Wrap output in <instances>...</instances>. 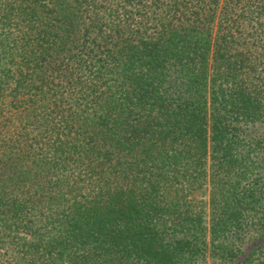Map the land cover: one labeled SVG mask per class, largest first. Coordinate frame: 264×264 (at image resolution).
Instances as JSON below:
<instances>
[{"label": "trees", "instance_id": "1", "mask_svg": "<svg viewBox=\"0 0 264 264\" xmlns=\"http://www.w3.org/2000/svg\"><path fill=\"white\" fill-rule=\"evenodd\" d=\"M207 259L264 264V0H0V264Z\"/></svg>", "mask_w": 264, "mask_h": 264}, {"label": "rangeland", "instance_id": "2", "mask_svg": "<svg viewBox=\"0 0 264 264\" xmlns=\"http://www.w3.org/2000/svg\"><path fill=\"white\" fill-rule=\"evenodd\" d=\"M221 4H222V2H221ZM208 89H209L208 93L210 96V82H209ZM208 174H209L208 182L210 183V180H209L210 179V171H208ZM191 196H193V195H191ZM195 196H199V199H201V200L206 199V201H207V226L209 228L210 227V192L208 190L206 196L203 197L202 195H200V191H196ZM247 230L245 229L244 231H242L244 233H242V232L240 233L241 237L234 240V243L236 246L244 247L248 243V241L253 237L254 234H252L251 231L248 232ZM237 235H239V234H237ZM208 240L209 241L211 240L210 234H209ZM198 264H211V263H210V259H207L205 262L201 261Z\"/></svg>", "mask_w": 264, "mask_h": 264}]
</instances>
